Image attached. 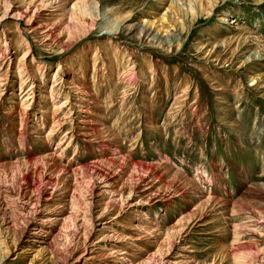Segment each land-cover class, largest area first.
<instances>
[{
	"label": "rangeland",
	"instance_id": "rangeland-1",
	"mask_svg": "<svg viewBox=\"0 0 264 264\" xmlns=\"http://www.w3.org/2000/svg\"><path fill=\"white\" fill-rule=\"evenodd\" d=\"M173 1L0 0V264H264V0Z\"/></svg>",
	"mask_w": 264,
	"mask_h": 264
},
{
	"label": "bare ground",
	"instance_id": "bare-ground-1",
	"mask_svg": "<svg viewBox=\"0 0 264 264\" xmlns=\"http://www.w3.org/2000/svg\"><path fill=\"white\" fill-rule=\"evenodd\" d=\"M173 2H174V1L172 0V3H171V7H172V8H173V5H174ZM162 19H163V20L166 19V14L163 15ZM176 19H177V18H174L175 21H176ZM221 19H222L223 21L226 20V18H224V17H222ZM152 25H153V24H152ZM145 26H147V25H145ZM144 29H145V27H144ZM147 32H148V34L150 33V35H151V34L153 35V33H154V31H152V33H151L149 30H148ZM107 35H108V34H107ZM158 36H159L158 33L155 32L154 37L157 38ZM48 37H49V36H48ZM163 39L165 40V37H163ZM244 47H245V46H244ZM66 103H68V101L65 102L64 105H65Z\"/></svg>",
	"mask_w": 264,
	"mask_h": 264
}]
</instances>
